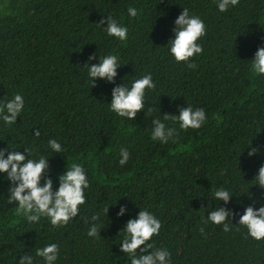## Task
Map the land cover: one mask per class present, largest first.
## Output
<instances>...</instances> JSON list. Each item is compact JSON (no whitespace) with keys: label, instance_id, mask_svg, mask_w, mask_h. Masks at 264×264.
<instances>
[{"label":"trees","instance_id":"16d2710c","mask_svg":"<svg viewBox=\"0 0 264 264\" xmlns=\"http://www.w3.org/2000/svg\"><path fill=\"white\" fill-rule=\"evenodd\" d=\"M129 6L136 17H128ZM182 8L206 24L203 51L190 58L194 67L174 61L165 45ZM105 15L127 26L125 41L96 24ZM261 44L264 0H237L224 12L216 0H0V103L14 92L25 101L15 123L0 121V147L49 153L47 140L56 138L65 151L49 157L54 187L64 159L81 163L91 181L85 205L62 227L46 218L29 222L0 196V264H17L49 242L59 247L56 264H129L115 237L127 216L118 221L115 211L127 204L135 212L133 202L161 221L154 246L167 248L171 264H264V238L248 236L235 224L238 216L227 232L206 221L215 187L237 195L264 191L251 180L264 163V77L253 75L248 61ZM94 52L118 54L117 84L151 73L155 88L146 90L145 117L143 110L133 121L109 111L113 84L91 85L83 65ZM185 103L204 108L206 122L181 130L169 119L175 141L150 139L152 117L176 114ZM249 144L262 151L249 156ZM121 147L129 152L123 166L116 162ZM6 183H0L5 194ZM116 200L106 214L110 223L88 237L90 216H103ZM249 203L240 194L227 207L242 212Z\"/></svg>","mask_w":264,"mask_h":264},{"label":"clouds","instance_id":"9594fccd","mask_svg":"<svg viewBox=\"0 0 264 264\" xmlns=\"http://www.w3.org/2000/svg\"><path fill=\"white\" fill-rule=\"evenodd\" d=\"M236 3L237 0H216V8L218 11L224 12ZM126 12L130 18L136 17L138 14V10L132 6H129ZM105 16L106 19L102 18L96 24L107 36L121 42L125 41L128 36L127 26L115 18ZM171 33V38L165 44L168 46V54L174 61L184 62L188 67H194L190 58L200 55L203 51L199 41L206 34L205 21L200 16L191 14L187 8H182V11L173 20ZM93 60H95L94 63L91 62ZM248 61H250L249 70L251 73L264 77V44L256 48L252 58ZM83 65L86 67V75L91 85H94L98 79L113 84L110 90V101L106 102L110 112L117 117L133 121L141 110L144 111L146 90L155 88V81L151 73H145L139 77L131 75L133 78L127 83L122 77L119 84L115 83L117 69L122 64L118 54L113 52L104 55L91 53ZM24 104L22 95L19 92H14L11 99L0 103V121L4 125L15 123ZM145 115L144 111V117ZM161 117H152L150 121V139L159 141L161 144L173 142L176 139V129L166 126V120L171 119L179 129L187 130L199 129L207 119L204 108L193 107L186 103L179 108L176 114L165 113ZM39 134V130H34L33 135L39 136ZM23 146V152L16 150L21 146L14 148L6 144L5 147H0V183L7 182L6 194L0 191V196L6 197L9 204L14 202L15 212L29 222L35 223L41 218H46L53 227L67 225L74 217H77L87 199L86 191L89 189L91 181L85 167L76 161L66 163L63 158V170L55 174L54 187L53 169L49 163V157L54 153L63 156L65 149L61 142L50 137L47 140L49 153H36L27 145ZM246 147L249 156L262 151L251 144ZM118 155L119 158L116 162L121 166L125 165L129 159L128 150L121 147ZM251 180L255 181L252 185L264 190V163L260 164ZM240 194H245L251 203L243 206L242 212L239 210L233 212L227 205L231 197ZM240 194L237 195L234 190L223 185L215 187L211 191L210 197L213 206L206 211V221L220 225L227 232L233 225L231 217L238 216V221L235 224L242 225L251 238L261 240L264 238V203L260 201L264 200V191L259 195H254L248 188L247 192ZM117 200L114 204H109L103 209V216L97 212L90 216L91 222L86 232L88 237L95 239L100 236L101 228L110 223L106 215L109 206H115ZM207 200H209L208 197ZM133 203L138 209L135 212L127 204H120L115 211L118 221L127 216L115 235V237H119L117 245L120 252L128 259L129 264H171L167 248L154 246L153 238L160 234L161 221L147 207ZM204 208H208V203ZM105 217L106 222H104ZM58 254L57 243L49 242L36 247L34 256L40 258L42 264H56ZM34 256L25 252L19 257L17 264H36Z\"/></svg>","mask_w":264,"mask_h":264}]
</instances>
